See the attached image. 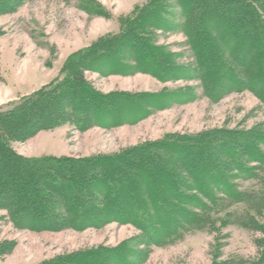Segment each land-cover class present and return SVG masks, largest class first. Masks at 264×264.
Instances as JSON below:
<instances>
[{"label":"trees","instance_id":"16d2710c","mask_svg":"<svg viewBox=\"0 0 264 264\" xmlns=\"http://www.w3.org/2000/svg\"><path fill=\"white\" fill-rule=\"evenodd\" d=\"M21 1L0 0V15ZM175 2L181 23H169L168 0H148L120 33L74 53L51 83L0 108V209L14 227L81 231L130 224L142 232L146 249L122 244L41 264H137L150 247L190 231H216L217 221L259 232V254L222 258L218 246L212 264H264V129L258 126L171 136L78 158L26 157L12 146L64 123L82 131L134 124L186 99L178 91L104 93L86 81V71L144 73L165 83L196 80L212 101L247 90L264 105V0ZM172 28L186 36L192 62H180L153 40L155 30ZM240 179L254 184L241 189Z\"/></svg>","mask_w":264,"mask_h":264},{"label":"rangeland","instance_id":"374dc122","mask_svg":"<svg viewBox=\"0 0 264 264\" xmlns=\"http://www.w3.org/2000/svg\"><path fill=\"white\" fill-rule=\"evenodd\" d=\"M148 0H22L14 12L0 15V108L28 96L60 76L62 67L76 52L97 39L120 33ZM169 23L183 21L175 0H168ZM153 40L178 55L180 62L193 61L186 36L175 31L155 30ZM84 78L98 90L108 93H157L178 91L184 102L155 110L134 124L111 128L79 130L64 123L40 130L24 141L12 143L26 157H87L121 153L139 144L165 140L171 136H196L212 129H264V105L250 91L233 92L219 101L203 94L199 81L161 82L135 73L103 76L86 71ZM254 182L239 180L241 189ZM231 210V209H230ZM234 210V208L232 209ZM221 213L219 216H223ZM217 216V217H219ZM215 230L184 233L163 246H152L137 264H212L219 246L222 258L235 255L256 258L254 242L260 236L235 224L217 221ZM142 232L130 224L109 223L101 228L77 231H32L18 229L0 209V264H41L73 253L127 244L136 250L142 245Z\"/></svg>","mask_w":264,"mask_h":264}]
</instances>
